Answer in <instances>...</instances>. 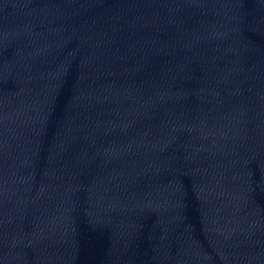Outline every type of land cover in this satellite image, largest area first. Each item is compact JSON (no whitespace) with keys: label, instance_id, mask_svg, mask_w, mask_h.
Here are the masks:
<instances>
[{"label":"water","instance_id":"obj_1","mask_svg":"<svg viewBox=\"0 0 264 264\" xmlns=\"http://www.w3.org/2000/svg\"><path fill=\"white\" fill-rule=\"evenodd\" d=\"M0 264H264V0H0Z\"/></svg>","mask_w":264,"mask_h":264}]
</instances>
